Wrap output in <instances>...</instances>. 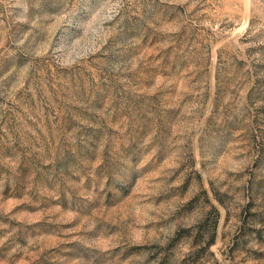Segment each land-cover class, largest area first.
<instances>
[{
    "label": "rangeland",
    "instance_id": "374dc122",
    "mask_svg": "<svg viewBox=\"0 0 264 264\" xmlns=\"http://www.w3.org/2000/svg\"><path fill=\"white\" fill-rule=\"evenodd\" d=\"M264 264V0H0V264Z\"/></svg>",
    "mask_w": 264,
    "mask_h": 264
},
{
    "label": "trees",
    "instance_id": "16d2710c",
    "mask_svg": "<svg viewBox=\"0 0 264 264\" xmlns=\"http://www.w3.org/2000/svg\"><path fill=\"white\" fill-rule=\"evenodd\" d=\"M219 264V263H218Z\"/></svg>",
    "mask_w": 264,
    "mask_h": 264
}]
</instances>
